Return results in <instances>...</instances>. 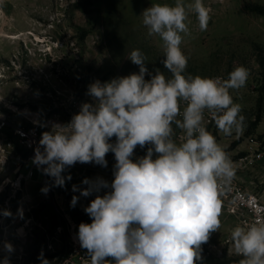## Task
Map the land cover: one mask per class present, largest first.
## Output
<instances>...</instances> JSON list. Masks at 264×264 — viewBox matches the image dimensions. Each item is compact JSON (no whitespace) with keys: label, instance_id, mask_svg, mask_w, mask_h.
<instances>
[{"label":"clouds","instance_id":"9594fccd","mask_svg":"<svg viewBox=\"0 0 264 264\" xmlns=\"http://www.w3.org/2000/svg\"><path fill=\"white\" fill-rule=\"evenodd\" d=\"M3 3L0 0V6ZM189 12L206 31L211 10L204 0L154 3L142 13L148 35L162 41V62L170 77L159 69L150 74L146 55L132 50L128 59L139 72L91 83L86 94L92 102L83 103L70 122L53 123L35 149L33 163L59 187L72 179L62 175L66 169L78 162L107 167L106 155L114 154L110 184L103 178H85L86 188H72L84 197L109 189L84 208L91 223L78 226L77 238L90 264H203L201 246L221 228V197L238 178L237 169L207 130L205 111L225 136L242 135L245 116L231 90L245 87L251 73L239 65L226 79L185 75L188 57L181 45L190 35ZM181 101L186 103L182 114ZM173 125L183 132L179 143ZM146 145H151L146 155L134 160L137 146ZM78 199L72 197V207ZM18 213L22 216V209ZM0 215L12 213L4 209ZM230 238L235 253L243 257L239 264H264V220L237 224ZM3 248L9 254L14 251L7 241ZM38 259L50 264L43 252ZM0 264H10L8 256Z\"/></svg>","mask_w":264,"mask_h":264},{"label":"rangeland","instance_id":"374dc122","mask_svg":"<svg viewBox=\"0 0 264 264\" xmlns=\"http://www.w3.org/2000/svg\"><path fill=\"white\" fill-rule=\"evenodd\" d=\"M154 3L174 4V0H4L0 6L1 109L11 122L26 123L30 118L42 123L45 131H50L53 123L66 124L83 103L92 102L86 94L91 83L139 72V66L128 59L134 49L146 55L150 74L159 69L170 77L162 62V41L149 36L142 24L143 11ZM204 4L211 10L206 31L200 30L196 15L189 12L190 35L181 45L188 57L185 75L226 79L239 65L251 73L245 87L231 90L245 116L243 134L225 136L215 122L207 128L235 163L249 155L264 136V0H204ZM145 79L150 80L151 75L146 74ZM173 129L175 136L182 132L175 125ZM110 142L114 143L115 137ZM148 147L137 146L133 159L146 155ZM105 159L107 167L78 162L66 169L62 175L72 179L63 187L54 186L47 175L44 182L42 168L36 167L30 181L17 192L7 185V172L0 168V210L12 213L11 217L0 215V260L8 256L10 264H41V248L50 264L60 262L71 238L66 213L78 229L84 208L96 195L109 191L101 189L84 197L72 190L73 185L86 188L82 183L85 178H103L110 184L116 161L111 152ZM31 167L32 162H26L22 171L28 173ZM246 177L251 187L264 188V166L248 169ZM45 187L47 193L41 191ZM73 196L79 197L75 207L71 206ZM220 219L221 228L210 234L215 240L237 225L223 212ZM5 241L14 246L11 254L4 251ZM201 248L203 262L228 260L224 256L214 261L217 256H208L205 244Z\"/></svg>","mask_w":264,"mask_h":264},{"label":"built area","instance_id":"2783aa9c","mask_svg":"<svg viewBox=\"0 0 264 264\" xmlns=\"http://www.w3.org/2000/svg\"><path fill=\"white\" fill-rule=\"evenodd\" d=\"M1 104L0 101V114H2L0 116V168L7 172V185L13 192H17L23 183L30 181L34 169L37 167L33 163V157L45 129L42 123L34 122L30 118H27L29 122L26 123L11 122L9 115L1 109ZM183 105L184 107L180 108L181 114L186 103L183 102ZM178 117L182 119V115ZM213 122L210 114L205 111L206 127L208 128ZM182 137L183 132L176 134L177 143L181 141ZM41 151H43L42 148ZM26 162H32L28 173L22 171ZM257 164L264 166V136L256 141V146L249 155L240 157L234 163L238 178L233 181L230 190L226 189L221 197L223 200L222 212L233 218L236 224L247 225L264 220V188L251 187L246 177L248 169L256 167ZM65 218L71 238L69 247L65 249L61 261L56 264H90V257L86 254V250L80 247L77 238V224L70 214L66 213ZM57 229L61 231L62 226H57ZM231 231L221 235L217 240L214 239V235H210L208 242L205 243V253L208 256L214 255L219 258L226 256L230 261L228 264H239L243 257L234 251L230 238ZM49 248L52 249V246Z\"/></svg>","mask_w":264,"mask_h":264},{"label":"trees","instance_id":"16d2710c","mask_svg":"<svg viewBox=\"0 0 264 264\" xmlns=\"http://www.w3.org/2000/svg\"><path fill=\"white\" fill-rule=\"evenodd\" d=\"M46 176V175H45ZM78 220H79V224L81 223V222H84V223H91V218L89 217V215H87L86 213H80V216L78 217ZM38 253L40 254L41 253V248L39 249V251H38ZM213 258V257H212ZM110 259V258H109ZM205 260V259H204ZM214 261H218V260H220V258L219 257H217V258H214L213 259ZM230 261L229 260H225V262L224 261H221L219 264H224V263H226V264H228ZM204 264H209L208 262H207V260L206 261H204L203 262Z\"/></svg>","mask_w":264,"mask_h":264}]
</instances>
